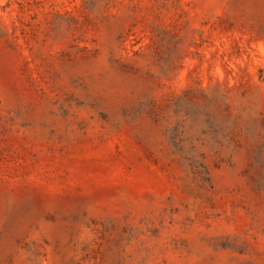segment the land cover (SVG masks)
<instances>
[{
  "label": "rangeland",
  "instance_id": "1",
  "mask_svg": "<svg viewBox=\"0 0 264 264\" xmlns=\"http://www.w3.org/2000/svg\"><path fill=\"white\" fill-rule=\"evenodd\" d=\"M0 264H264V0H0Z\"/></svg>",
  "mask_w": 264,
  "mask_h": 264
}]
</instances>
